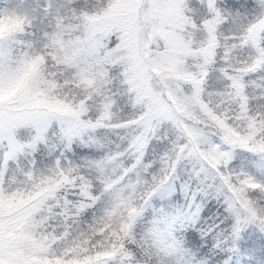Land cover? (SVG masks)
Listing matches in <instances>:
<instances>
[{
  "label": "snow or ice",
  "instance_id": "6c2138e0",
  "mask_svg": "<svg viewBox=\"0 0 264 264\" xmlns=\"http://www.w3.org/2000/svg\"><path fill=\"white\" fill-rule=\"evenodd\" d=\"M0 264H264V0H0Z\"/></svg>",
  "mask_w": 264,
  "mask_h": 264
}]
</instances>
